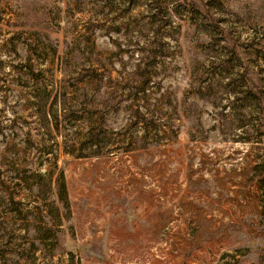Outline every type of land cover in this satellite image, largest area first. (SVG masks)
I'll return each instance as SVG.
<instances>
[{
    "label": "rangeland",
    "instance_id": "rangeland-1",
    "mask_svg": "<svg viewBox=\"0 0 264 264\" xmlns=\"http://www.w3.org/2000/svg\"><path fill=\"white\" fill-rule=\"evenodd\" d=\"M143 79L131 109L147 107L154 123L126 131L134 151L105 154L129 124L130 100L116 116L113 100ZM42 83L58 106L90 115L109 99L96 156L74 157L42 126L36 134ZM254 101L264 110V0H0V264H264ZM27 132L44 156L51 146L38 171H62L70 202L60 233L36 241L10 232L23 220L7 199L33 206L18 184L37 155Z\"/></svg>",
    "mask_w": 264,
    "mask_h": 264
},
{
    "label": "trees",
    "instance_id": "trees-1",
    "mask_svg": "<svg viewBox=\"0 0 264 264\" xmlns=\"http://www.w3.org/2000/svg\"><path fill=\"white\" fill-rule=\"evenodd\" d=\"M145 68L146 66L143 69ZM138 82L136 86H131L127 94H120L118 99H114L112 102L114 109L111 113L116 116L120 110L121 104L130 100V105L128 106L130 113L127 117L129 124L126 125L123 130L116 132V135H118L117 138L120 140V143L117 145L118 149L112 148L114 145L110 140L108 145H106L108 149L105 154H112V150H120V152L134 151L136 147L141 146L140 141H138L137 137L132 135H129L127 138L126 131L138 127L140 123L143 124V129L147 130V125L154 123L153 115L150 114L147 116V107L144 112H141L139 109L135 111L131 109L137 100L138 95L136 94H145L148 80L143 79ZM246 94L247 95L243 98L244 100H247L249 98L248 96L252 95L250 92ZM32 98V104L35 109L34 114L36 116L34 121V126L37 130L36 134H38L42 126L41 128L51 140L57 136L62 139V147L65 152L73 154L76 158H90L96 156V151H94L95 149L93 148L99 146L100 133L108 130L111 131V128L107 126V123L111 124L108 112L110 109L108 97H105L107 99L105 102L99 101L97 103H92L94 110L90 112L91 115L88 113L86 105L75 104L72 103V101L68 103L62 101L60 106H58L57 97H50V93L46 91V85L43 83L39 86V89L33 91ZM254 102L259 112L264 115V110L260 108L261 104L259 101ZM245 106L246 105H243V108ZM93 114L97 116L93 118ZM262 121L264 122V120ZM71 124H78L75 125L77 128V136H74V134L72 135V133L67 130L66 126ZM25 136L26 140L24 142L32 146L37 155H33L32 158L27 159V165L21 171L22 175L18 177V184H24V191L27 193L25 200L29 202L30 199H32L33 206L24 208L21 211L19 209V206L22 205L20 201L10 196L7 198L9 205L12 206L10 211L13 212L14 215L22 216L21 220H23V225L12 226L10 232L14 233L16 230L20 229L24 234V239L30 238L32 241H36L43 239L42 237H46L48 232L51 234L60 233L63 220H68L70 216V202L67 198L62 171H59L58 175L55 177L53 171H46L45 173H40L38 171V168L44 166V161L50 163L48 156L52 154V151H50L51 146L48 145L49 147L47 148H49V151H47V154L44 156L45 152H43V146L41 143L32 140L33 135L31 132H27ZM145 137L146 136L143 138L144 140L146 139ZM122 143H125L124 147L119 148ZM53 144L55 143L53 142ZM83 150H86L87 153L83 154ZM52 166L54 168L57 167L56 159H54ZM30 204L31 202L26 205Z\"/></svg>",
    "mask_w": 264,
    "mask_h": 264
}]
</instances>
